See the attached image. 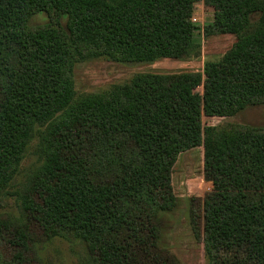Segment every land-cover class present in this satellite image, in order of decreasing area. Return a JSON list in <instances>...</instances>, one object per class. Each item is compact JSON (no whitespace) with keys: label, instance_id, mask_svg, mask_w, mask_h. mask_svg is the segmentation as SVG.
I'll return each instance as SVG.
<instances>
[{"label":"trees","instance_id":"1","mask_svg":"<svg viewBox=\"0 0 264 264\" xmlns=\"http://www.w3.org/2000/svg\"><path fill=\"white\" fill-rule=\"evenodd\" d=\"M197 2L0 0V206L31 144L42 145L19 215L0 216V264H39L34 229L80 243L87 264H178L158 248L161 219L177 206V158L199 147L213 191L201 212L190 205L189 223L205 264H264V126L226 138L202 126L203 116L264 105L257 0H204L213 9L204 38H235L204 63L206 81L141 73L99 93L74 88L77 63L199 57Z\"/></svg>","mask_w":264,"mask_h":264},{"label":"rangeland","instance_id":"2","mask_svg":"<svg viewBox=\"0 0 264 264\" xmlns=\"http://www.w3.org/2000/svg\"><path fill=\"white\" fill-rule=\"evenodd\" d=\"M254 8L264 9V0H257ZM213 9L204 0H198L193 16L202 30L212 21ZM43 15L35 16L30 24L43 23ZM196 41L201 43L199 57L183 59H158L151 63H116L92 61L77 63L73 70L74 88L78 93H99L112 85L122 84L136 74L151 73L160 75L199 72L207 61L218 60L234 43V36H212L204 38L196 34ZM207 76L203 74V81ZM196 92L202 94L203 88ZM203 128L214 138H226L242 125L264 126V105L246 108L241 113L227 118L202 117ZM35 141L31 144L21 164L20 173L14 184L13 194L0 206V216L19 215L20 196L30 182L31 177L40 166L35 160L39 149ZM171 183L177 206L169 213L162 215V225L158 248L174 257L178 264H205L202 241L193 233L189 223V207L192 205L198 212L202 211L206 196L212 193L211 184L203 175V148H195L179 155L173 167ZM36 235L35 254L39 264H87L83 246L73 240L64 238H46L40 230L34 229ZM163 256L166 253L162 254Z\"/></svg>","mask_w":264,"mask_h":264},{"label":"crops","instance_id":"3","mask_svg":"<svg viewBox=\"0 0 264 264\" xmlns=\"http://www.w3.org/2000/svg\"><path fill=\"white\" fill-rule=\"evenodd\" d=\"M259 9H263V8H260L259 7ZM194 18V16L192 15V19ZM192 19H191V21H192ZM212 19H213V15H212ZM212 22V21H211ZM193 24H195L196 26H198V22L197 23H194V22H192ZM199 27V26H198ZM202 30H203V28H202ZM202 30L199 28V33H202V35H203V32H202ZM197 32V33H198ZM216 36H223V35H216ZM198 42V41H197ZM199 44H200V46H201V43L199 42ZM164 59H167V58H164ZM183 59V58H182ZM204 66V65H203ZM199 73H201L202 74V76H203V70L202 71H199ZM203 126V125H202Z\"/></svg>","mask_w":264,"mask_h":264},{"label":"built area","instance_id":"4","mask_svg":"<svg viewBox=\"0 0 264 264\" xmlns=\"http://www.w3.org/2000/svg\"><path fill=\"white\" fill-rule=\"evenodd\" d=\"M192 22L197 23V19L196 18H193L192 19Z\"/></svg>","mask_w":264,"mask_h":264}]
</instances>
